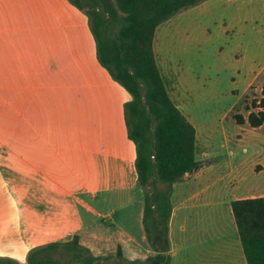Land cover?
<instances>
[{"label":"crops","instance_id":"0c3cea01","mask_svg":"<svg viewBox=\"0 0 264 264\" xmlns=\"http://www.w3.org/2000/svg\"><path fill=\"white\" fill-rule=\"evenodd\" d=\"M13 33L0 28V82L16 84L7 97L5 120L0 119L5 131L0 138V196H5L0 211L22 212L20 224L29 229L30 242L76 239L99 256V244L128 242L121 237H131L126 227L132 218L143 223L136 146L128 137L125 117L132 96L112 91L110 80L101 74L78 76L71 71L66 76L74 61L63 59L60 46L46 45L38 37L13 42L7 37ZM89 57L94 59V54ZM167 91L196 130L200 163L173 185L166 252L170 264H247L231 202L264 197V184L252 188L245 186L244 177L233 179L232 152L224 162L211 157L213 132L198 129L182 112L175 89ZM251 169L263 173L264 164H252ZM232 182H237L235 188ZM225 223L228 230L222 229ZM155 255L150 246L127 247L125 258L144 263Z\"/></svg>","mask_w":264,"mask_h":264},{"label":"rangeland","instance_id":"374dc122","mask_svg":"<svg viewBox=\"0 0 264 264\" xmlns=\"http://www.w3.org/2000/svg\"><path fill=\"white\" fill-rule=\"evenodd\" d=\"M89 9V2H84L81 11L87 18L66 0H0V28L13 30L14 35L7 36L13 42L21 37H38L46 45L60 46L63 59H73L76 63L75 67L73 62V68H66V76L71 71L78 76L101 74L110 80L112 91L127 92L98 61ZM24 32L29 35L22 36ZM153 46L164 84L172 92L175 89L182 112L198 129L204 126L206 133L213 132L211 157L224 162L232 152L233 179L241 176L245 178V186H262L264 172L253 173L251 165L264 164V126L261 130L248 125L241 127L233 116L247 118L253 110L252 102L260 100L262 95L264 0H211L186 10L157 28ZM90 54H94V59ZM15 87L14 83L0 82V119L5 120L7 97ZM4 135L0 123V138H5ZM235 183L232 182L234 188ZM155 185L159 189L167 187L160 182ZM139 188L143 197L152 191V186L147 190ZM4 198L0 196V206ZM222 210L225 222L226 207L222 206ZM22 217V212L17 210L0 211V260L28 264L32 251L51 244L30 242L29 229L20 224ZM227 225L222 229L228 230ZM126 229L131 237L121 238L128 242L99 244V256L82 251V257L89 254L103 259L98 264L134 263L125 258L127 247L136 250L152 244L138 219L132 218ZM74 253L60 246L44 254L52 262L77 264L72 263Z\"/></svg>","mask_w":264,"mask_h":264},{"label":"trees","instance_id":"16d2710c","mask_svg":"<svg viewBox=\"0 0 264 264\" xmlns=\"http://www.w3.org/2000/svg\"><path fill=\"white\" fill-rule=\"evenodd\" d=\"M79 9L89 2L91 30L100 64L128 93L125 105L128 137L136 146V169L144 195L143 225L156 251L144 263L170 264L169 221L173 185L196 170V130L170 98L156 62L154 37L157 28L178 14L208 0H69ZM112 27H116L113 31ZM260 100L252 102L247 118L234 115V122L252 129L264 125V81ZM166 184L165 189L156 183ZM233 219L247 264H264V197L231 202ZM74 250L72 263L98 264L102 259L82 257L76 239L69 245L52 243L36 249L28 264H60L45 255L58 247ZM122 261V260H121ZM125 262V261H123ZM0 264H18L0 260ZM134 264V263H130Z\"/></svg>","mask_w":264,"mask_h":264}]
</instances>
